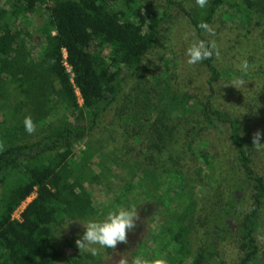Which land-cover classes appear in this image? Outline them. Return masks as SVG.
Returning <instances> with one entry per match:
<instances>
[{"label": "trees", "instance_id": "trees-1", "mask_svg": "<svg viewBox=\"0 0 264 264\" xmlns=\"http://www.w3.org/2000/svg\"><path fill=\"white\" fill-rule=\"evenodd\" d=\"M3 1L0 113L5 119L0 122V142L5 150L0 152V264H87L94 260L90 255L66 256L56 249L54 236L56 225L66 220L98 215L86 188L87 184L102 186L103 179L93 168L96 156L88 148L78 159L76 147L97 129L135 76H141L139 70L161 39L172 5L185 13L207 44L210 41L203 37L206 31L201 25L213 23L225 0H209L205 7L192 10L167 0L163 16L148 15L137 0H56L49 7L50 22L43 33L45 49L37 60L30 58L27 44L19 42L11 20L35 13L47 0ZM254 6L252 0H242L240 8L248 20ZM254 25L264 51V18ZM65 54L71 72L64 66ZM259 61L262 63L254 71L242 73L218 65L214 55L203 60L201 64L209 73V96L166 85L158 105L151 100L152 89L147 90L141 127L151 134L148 150L153 158L155 151L160 156L169 152L171 165H162L161 159H152L145 167L137 164L113 209L122 207L137 186L141 194L156 200L164 209L165 223L156 233L153 229L148 233L159 247L166 248L160 258L168 264H212L223 255L227 242L236 249L237 264H264L259 241L264 228V153L252 147L253 133L259 125L264 129V122L254 120L248 125L218 105L223 85L242 76L246 88L258 85L255 100L259 107L264 106V60ZM244 86L239 87L242 90ZM61 108L73 120L65 116L49 122ZM26 116L37 124L34 134L25 131ZM43 122L49 125L43 126ZM220 125L228 131L231 158L225 164L221 154L218 172L210 155L205 156L210 166L205 185L213 187L214 193L210 203L200 208L184 166L169 151L170 142L181 132L184 153L196 163L200 139L220 130ZM34 193L21 220H16L15 212ZM193 239L199 240L195 253L191 250Z\"/></svg>", "mask_w": 264, "mask_h": 264}, {"label": "rangeland", "instance_id": "rangeland-1", "mask_svg": "<svg viewBox=\"0 0 264 264\" xmlns=\"http://www.w3.org/2000/svg\"><path fill=\"white\" fill-rule=\"evenodd\" d=\"M55 1L47 0L45 4L39 5L35 13L11 20V26L18 35L19 42L23 41L27 44L31 59L37 60L43 56L45 49L43 33L46 25L50 22L49 7ZM137 1L148 15L163 16L167 8V0ZM172 1L182 3L186 10L201 8L196 4V1ZM252 1L255 6L248 13V20L240 8L242 0H225L224 5L218 10L213 23L210 25L214 34L206 31L203 35L206 42H213L218 49L219 56L214 55L218 65L240 70L241 62L246 60L249 65L247 72H252L262 63L259 60H264V51L259 45L262 40L259 37L257 26L254 25L258 20L264 18V0ZM1 2L4 5V1L1 0ZM207 4H209V0ZM170 14L169 21L163 26L161 39L146 57L139 70L141 76H135L118 103L112 104L108 113L101 119L97 129L75 150L78 159L81 152L88 148L96 156L93 168L97 174L101 175L102 186L87 184L86 188L93 196L98 215L89 219L66 220L56 225L54 236L56 249L64 252L66 256L78 257L83 254L87 257L90 255L94 260L87 264H118L121 256L127 257L129 261L135 256H143L148 260H153L160 258L161 250L166 249L164 246L159 247L158 243L154 242L153 235L148 233L150 229L156 233L159 226L165 223L163 220L164 209L157 204L156 200L151 197L148 198L144 193L141 194L138 190L139 186L136 187V191H131L122 206H135L140 215L137 227L128 233L127 244L121 243L112 251L99 249V254L93 256L89 252L79 249L75 241L81 238L85 231L81 224L89 220H101L109 211L114 210V206H118L116 199L122 193L121 190L126 181L133 175L132 171L135 170L137 164L145 167L152 163V159L158 160V162L161 159V162H164L162 165L167 167L171 165L169 152H164L160 156L155 151L153 158L152 153L148 150L152 143L151 134L141 127V122L145 118L144 105L148 103L147 90L152 89L151 100L158 105L162 104L167 90L166 85L191 94L197 93L205 96L210 94L207 88V79L209 78L207 69L202 66L201 62L196 65H189L186 56L187 48L193 42L203 41V38L198 35L188 17L177 5H172ZM258 48L263 59L257 55ZM254 60L257 62H253ZM233 84H224L220 89L218 105L231 111L234 115L240 116L243 123L248 125L254 123V120L264 122V106L259 107L260 103L255 100L256 95H254V93L259 94L258 85L254 83L253 86L249 88L244 86L245 88L241 90L239 86L236 88ZM248 95L250 97L245 100ZM54 115L49 122H56L65 116L73 120V116L64 108L57 110ZM4 119L5 116L0 113V122H3ZM42 125L47 126L49 124L43 122ZM185 126L186 123L184 122ZM257 130L261 132V142L264 143V129L259 125L255 132ZM47 133L45 132V134ZM170 143L169 151L179 159L180 166H184V174L199 199L200 208L208 205L212 200L214 188L205 185L207 183L205 176L210 173V166L206 163L205 156L210 155V161H213L218 172L222 169L221 154L225 164L228 163L229 158H231V148L226 127L220 125V130L210 131L209 134L200 139L198 146L200 157L196 163L192 162L184 153L185 136L181 132L174 135ZM257 152L264 153V148ZM177 158L176 160H178ZM16 217H18L17 212L14 214V218ZM67 225H69L68 228H66ZM259 241L261 253L264 254V228L261 236H259ZM198 243V239H193L191 250L194 253ZM224 250L223 255L217 257L212 264H237L234 245L227 242Z\"/></svg>", "mask_w": 264, "mask_h": 264}, {"label": "clouds", "instance_id": "clouds-1", "mask_svg": "<svg viewBox=\"0 0 264 264\" xmlns=\"http://www.w3.org/2000/svg\"><path fill=\"white\" fill-rule=\"evenodd\" d=\"M207 2L208 0H196V4L201 8L205 7ZM201 27L210 34H214V30L209 25L202 24ZM213 55L219 56V51L213 42L206 44L204 41H196L186 50L187 63L189 65H196L205 59L212 58ZM239 68L242 73H246L249 68L248 62L246 60L242 61ZM244 85L245 80L242 76L236 78L233 84L236 88L237 86L243 87ZM24 127L25 131L31 135L35 133L37 124L31 116H26ZM261 139L262 134L257 130L252 136V147L257 150L264 148V143L261 142ZM4 150L5 145L3 142H0V152ZM139 220L140 215L137 207H119L113 211H109L101 220H89L81 224L85 231L82 237L77 239L75 243L79 249H83L93 256L99 254V249L115 250L119 244L128 243V233L135 230L137 221ZM118 264H168V262L163 258L148 260L143 256H135L129 261L127 257L121 256Z\"/></svg>", "mask_w": 264, "mask_h": 264}, {"label": "built area", "instance_id": "built-area-1", "mask_svg": "<svg viewBox=\"0 0 264 264\" xmlns=\"http://www.w3.org/2000/svg\"><path fill=\"white\" fill-rule=\"evenodd\" d=\"M66 54L64 55V66L66 67L68 72H71V67L68 65L67 61H66ZM36 196V193L32 194L25 202L22 203V205L17 209V213H18V217H16L15 219L20 221L21 220V213L23 212V210L26 208V206L30 203L31 199L34 198ZM15 212V214H16Z\"/></svg>", "mask_w": 264, "mask_h": 264}]
</instances>
